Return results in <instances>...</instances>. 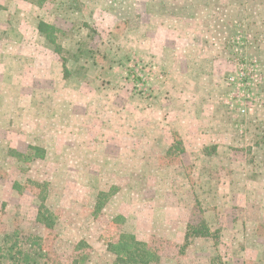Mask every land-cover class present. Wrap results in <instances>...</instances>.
Instances as JSON below:
<instances>
[{
    "label": "rangeland",
    "instance_id": "obj_1",
    "mask_svg": "<svg viewBox=\"0 0 264 264\" xmlns=\"http://www.w3.org/2000/svg\"><path fill=\"white\" fill-rule=\"evenodd\" d=\"M201 219L154 264H264V0H0V245L113 264Z\"/></svg>",
    "mask_w": 264,
    "mask_h": 264
},
{
    "label": "trees",
    "instance_id": "obj_2",
    "mask_svg": "<svg viewBox=\"0 0 264 264\" xmlns=\"http://www.w3.org/2000/svg\"><path fill=\"white\" fill-rule=\"evenodd\" d=\"M39 31L46 33L48 39H52L53 31L55 28L50 27L44 23L39 25ZM44 206L39 211V221L46 222L45 226L47 229L53 227L50 217H45L43 212ZM48 221V222H47ZM214 237L210 229L207 227L203 219L196 223L190 222L187 225L184 243L182 245H176L175 254H167L164 251L158 250L154 247L153 240L144 242L139 240L134 234L123 233L117 242H109L107 244V250L114 255L115 261L113 264H154L158 263L163 257H175L177 255H186L193 239H201ZM14 237H9L8 242L5 239L3 245H0V264L5 262L8 264H33L37 262L33 261L29 253H23L22 248L15 251L18 246L17 243H12ZM8 239V237H7ZM171 244V243H170ZM86 244L81 242L78 247H84ZM160 245V244H159ZM171 247H169L170 249ZM216 259L212 261V264H216ZM53 264H61L60 262H54ZM73 264H78L74 261Z\"/></svg>",
    "mask_w": 264,
    "mask_h": 264
}]
</instances>
